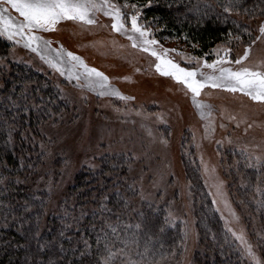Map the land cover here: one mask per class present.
Returning <instances> with one entry per match:
<instances>
[{
  "label": "rangeland",
  "instance_id": "1",
  "mask_svg": "<svg viewBox=\"0 0 264 264\" xmlns=\"http://www.w3.org/2000/svg\"><path fill=\"white\" fill-rule=\"evenodd\" d=\"M9 11L20 19L14 10ZM127 11L134 10L129 8ZM141 15L140 23L152 29V36L160 46L176 50L169 56L181 66L196 67L190 57H203L211 63L218 58L216 50L224 56L225 48L231 50L227 58L234 61L249 45V57L244 63L257 65L264 62V37L257 40L261 35L259 25L264 22L262 18L238 14L239 21L247 25L245 42L237 46L235 38L226 39L227 43L220 41L209 52L199 55L178 40H160L158 30ZM95 19L97 24L91 26L77 21H61L55 31H40L38 34L52 42L53 50L63 46L79 55L90 67L104 72L119 92L134 99L100 96L88 87H77L76 81L67 75V66L65 74L61 75L37 52L25 48L23 42L16 44L2 35L11 43L9 59L13 63H27L44 73L59 91L64 90L61 95L70 107L69 111H61L44 123L38 134L32 132L28 137L16 130L25 141L32 139V148L38 145V152L44 155L42 162H48L43 176L49 178L50 211L58 210L59 203L65 200L83 168L95 170L104 157H123L139 191L137 204H147L153 211L164 207L171 223L181 222L183 225L185 243L182 253L157 264H194L198 236L186 165L197 166L224 222L227 220V226L237 232L242 230L254 246L256 255L264 260L262 223L258 215L238 199L234 183L237 181L235 167L240 162L249 166L264 165V103L252 101L240 92L205 87L197 100L210 105L212 115L202 117L186 86L156 71L155 57L133 48L125 34L114 32L111 19L102 12L96 13ZM48 55L55 58V51ZM2 64L5 66V62ZM203 71L211 72L207 68ZM204 111L207 112L208 108ZM137 112L143 115H137ZM43 176L41 180H45ZM220 182L223 198L216 194ZM225 200L239 217L238 221L225 207ZM236 242L241 251L239 242Z\"/></svg>",
  "mask_w": 264,
  "mask_h": 264
},
{
  "label": "trees",
  "instance_id": "2",
  "mask_svg": "<svg viewBox=\"0 0 264 264\" xmlns=\"http://www.w3.org/2000/svg\"><path fill=\"white\" fill-rule=\"evenodd\" d=\"M120 1L147 4V0ZM227 7L232 10L226 12ZM141 14L158 30L160 40H178L202 55L220 41L227 43L226 39L235 38L237 46L244 43L247 25L238 14L264 20V0H153L150 7L141 8ZM10 48L9 40L0 35V264H97L105 243L116 251L124 248L125 239H134L131 258L139 261L138 253L143 254L144 264L180 255L185 243L182 223H171L164 207L153 211L147 204H137L139 191L123 157H104L95 170L83 168L58 210L50 211L49 178L43 176L48 162H42L38 145L33 149L32 139L25 141L20 131L28 137L38 134L44 123L70 107L44 73L27 63H13ZM25 85L27 110L19 100ZM186 170L198 236L194 264H251L228 232L200 168L186 165ZM235 171L236 195L258 215L264 230V165L240 162ZM125 260L117 255L115 264Z\"/></svg>",
  "mask_w": 264,
  "mask_h": 264
},
{
  "label": "snow or ice",
  "instance_id": "3",
  "mask_svg": "<svg viewBox=\"0 0 264 264\" xmlns=\"http://www.w3.org/2000/svg\"><path fill=\"white\" fill-rule=\"evenodd\" d=\"M153 0H147V4H119L114 0H0V35H5L9 40H14L16 44L23 42L24 47L37 52L42 60L46 62L61 75L65 74V66H67V75L69 79L76 81L77 87H88L97 91L100 96L118 97L121 100H131L133 97L124 96L117 90L109 81V77L104 72L95 67H90L79 55L72 51L65 50L63 46L53 50L50 40L44 39L38 34L40 31L53 32L61 21H77L83 25H96V13L102 12L104 16L111 19V29L116 33H123L128 40L132 42L133 48H139L145 53H149L155 57V69L163 76H170L177 82L186 86L187 90L192 93L193 102L200 109V115L205 118L211 117V106L197 100L201 95L202 89L211 87L213 89L224 88L229 92H240L252 101L264 103V62L257 65H246L244 62L249 57L251 45L245 47L243 55L238 56L234 61L228 59L230 49H223L225 55L220 56L219 50H216L217 59L209 63L203 57H190V61H195L196 67H184L180 63L171 59L170 52H175V49L163 48L159 41L152 36V29L147 24L140 23L142 19L141 8L150 7ZM7 5V7H5ZM134 11L129 13L127 9ZM9 9L14 10L20 19L12 16ZM231 7L225 8V11H231ZM260 36L257 40L264 37V22L259 25ZM239 39V37H237ZM255 43V41H253ZM55 51V58L48 55L49 52ZM236 67H233L232 65ZM210 69L211 72H205L203 69ZM37 88L36 92L39 93ZM63 89H60L61 94ZM11 99V97H9ZM19 100L24 102L25 110L29 107L28 85H25L19 95ZM43 100V97H41ZM13 105L17 104L16 100H12ZM31 107L37 109L41 105L31 103ZM208 108L205 112L204 109ZM121 111L120 109H116ZM137 115H143L137 112ZM158 119L162 117L158 116ZM234 119V117H230ZM250 126V125H249ZM151 134V133H149ZM166 143V141H164ZM259 159V157H257ZM222 182L216 186L217 196L223 198ZM225 207L228 208L231 216L235 220H239L236 213L231 209L228 202L225 200ZM101 209L105 206L101 203ZM84 213L81 212V218ZM228 232L239 242L241 251L246 255L252 264H264L254 251V246L246 238V235L241 230L235 231L228 227L227 220L225 221ZM8 225L5 224L4 227ZM65 228L71 225L65 224ZM111 227V225H109ZM137 228L140 225H136ZM113 233L116 232L112 228ZM64 235L63 232L60 233ZM71 239V237H69ZM105 239L107 236L105 234ZM85 251L89 245L87 240L83 241ZM124 248L112 250L109 243H105L104 251L100 256L97 264H115L117 255L125 257L124 264H144L143 254L141 260L132 259V249L130 243L134 244V239L130 242L125 239L122 241ZM99 239L97 244H99Z\"/></svg>",
  "mask_w": 264,
  "mask_h": 264
}]
</instances>
